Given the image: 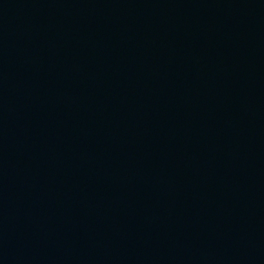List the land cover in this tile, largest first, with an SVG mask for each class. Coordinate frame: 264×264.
<instances>
[{
  "label": "water",
  "instance_id": "1",
  "mask_svg": "<svg viewBox=\"0 0 264 264\" xmlns=\"http://www.w3.org/2000/svg\"><path fill=\"white\" fill-rule=\"evenodd\" d=\"M0 264H264V0H0Z\"/></svg>",
  "mask_w": 264,
  "mask_h": 264
}]
</instances>
